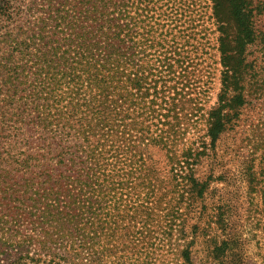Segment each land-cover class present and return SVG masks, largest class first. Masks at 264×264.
I'll return each mask as SVG.
<instances>
[{"label":"trees","instance_id":"1","mask_svg":"<svg viewBox=\"0 0 264 264\" xmlns=\"http://www.w3.org/2000/svg\"><path fill=\"white\" fill-rule=\"evenodd\" d=\"M254 9L0 0V264H150L185 238L211 187L198 166L246 102ZM218 210L223 251L235 241Z\"/></svg>","mask_w":264,"mask_h":264},{"label":"rangeland","instance_id":"2","mask_svg":"<svg viewBox=\"0 0 264 264\" xmlns=\"http://www.w3.org/2000/svg\"><path fill=\"white\" fill-rule=\"evenodd\" d=\"M254 7L256 40L246 47L241 80L246 102L198 166V176H208L211 187L205 201L197 202L186 215L187 235L180 239L176 233L172 245L160 248L159 260L150 264H264V196L251 192L249 184L251 173L264 180V174L259 175L264 171V0H254ZM219 91L216 80L210 105H215ZM219 207L227 212L220 214L235 241L223 251L214 250L216 239L225 237L214 222ZM186 246L189 261L180 257Z\"/></svg>","mask_w":264,"mask_h":264}]
</instances>
